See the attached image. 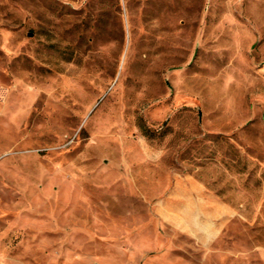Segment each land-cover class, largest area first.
Listing matches in <instances>:
<instances>
[{"label": "rangeland", "instance_id": "1", "mask_svg": "<svg viewBox=\"0 0 264 264\" xmlns=\"http://www.w3.org/2000/svg\"><path fill=\"white\" fill-rule=\"evenodd\" d=\"M0 264H264V0H0Z\"/></svg>", "mask_w": 264, "mask_h": 264}, {"label": "crops", "instance_id": "2", "mask_svg": "<svg viewBox=\"0 0 264 264\" xmlns=\"http://www.w3.org/2000/svg\"><path fill=\"white\" fill-rule=\"evenodd\" d=\"M163 207L179 218L180 227L185 225L199 248H207L221 238L235 216L227 202L192 180L177 183Z\"/></svg>", "mask_w": 264, "mask_h": 264}]
</instances>
